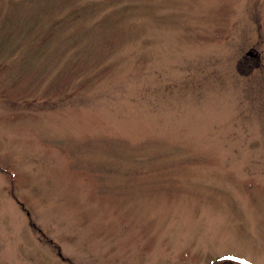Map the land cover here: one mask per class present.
Segmentation results:
<instances>
[{
	"label": "rangeland",
	"instance_id": "374dc122",
	"mask_svg": "<svg viewBox=\"0 0 264 264\" xmlns=\"http://www.w3.org/2000/svg\"><path fill=\"white\" fill-rule=\"evenodd\" d=\"M0 264H264V0H0Z\"/></svg>",
	"mask_w": 264,
	"mask_h": 264
},
{
	"label": "water",
	"instance_id": "95a60500",
	"mask_svg": "<svg viewBox=\"0 0 264 264\" xmlns=\"http://www.w3.org/2000/svg\"><path fill=\"white\" fill-rule=\"evenodd\" d=\"M247 56L248 57H251V58H256L257 57V53L253 50L249 51V53H247Z\"/></svg>",
	"mask_w": 264,
	"mask_h": 264
}]
</instances>
